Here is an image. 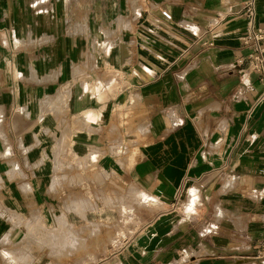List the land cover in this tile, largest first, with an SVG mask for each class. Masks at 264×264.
I'll use <instances>...</instances> for the list:
<instances>
[{"label":"crops","instance_id":"crops-1","mask_svg":"<svg viewBox=\"0 0 264 264\" xmlns=\"http://www.w3.org/2000/svg\"><path fill=\"white\" fill-rule=\"evenodd\" d=\"M242 1L0 0V264H264Z\"/></svg>","mask_w":264,"mask_h":264},{"label":"built area","instance_id":"built-area-1","mask_svg":"<svg viewBox=\"0 0 264 264\" xmlns=\"http://www.w3.org/2000/svg\"><path fill=\"white\" fill-rule=\"evenodd\" d=\"M256 4V0H243L240 9L247 24L246 32L240 40L245 47L249 48V53L242 59V63L247 64L251 72L259 75L264 88V28L256 24ZM163 15L168 19L172 17L167 10L163 11ZM257 257L264 259V239L257 247Z\"/></svg>","mask_w":264,"mask_h":264},{"label":"rangeland","instance_id":"rangeland-1","mask_svg":"<svg viewBox=\"0 0 264 264\" xmlns=\"http://www.w3.org/2000/svg\"><path fill=\"white\" fill-rule=\"evenodd\" d=\"M107 176L108 175H106V177ZM110 182H116V181L111 180ZM117 189H118V185L116 184L113 183L106 184V202H105L106 210H117L121 214L123 212L126 213L127 217L125 218V220H130L132 218L130 217V215L135 212L136 208L142 207V209H144L147 206L153 205V202L146 199L147 196H143L144 199L140 200L138 199L139 197L136 198L135 194H133L132 192L131 193L128 192L127 193L128 197L126 198L125 196L122 195L119 196L117 192L112 191ZM113 219L114 218H106V231L110 230V227L112 226L110 225V223Z\"/></svg>","mask_w":264,"mask_h":264},{"label":"bare ground","instance_id":"bare-ground-1","mask_svg":"<svg viewBox=\"0 0 264 264\" xmlns=\"http://www.w3.org/2000/svg\"><path fill=\"white\" fill-rule=\"evenodd\" d=\"M143 196H144V194H143Z\"/></svg>","mask_w":264,"mask_h":264}]
</instances>
